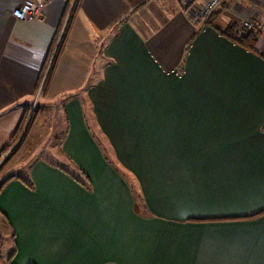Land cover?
Listing matches in <instances>:
<instances>
[{
    "label": "crops",
    "instance_id": "1",
    "mask_svg": "<svg viewBox=\"0 0 264 264\" xmlns=\"http://www.w3.org/2000/svg\"><path fill=\"white\" fill-rule=\"evenodd\" d=\"M23 1L0 0V151L74 0L20 21ZM191 1L80 0L37 99L67 163L0 179L7 264H264V52L223 35L262 11L224 0L194 27Z\"/></svg>",
    "mask_w": 264,
    "mask_h": 264
},
{
    "label": "rangeland",
    "instance_id": "2",
    "mask_svg": "<svg viewBox=\"0 0 264 264\" xmlns=\"http://www.w3.org/2000/svg\"><path fill=\"white\" fill-rule=\"evenodd\" d=\"M253 1L257 4L259 13L260 11H262V13L259 14V17L261 15L263 17L264 5L258 2L257 0H253ZM206 2L207 1H205V3ZM191 3L189 4L186 3L184 4V6H191L196 9H199V8H202V6L205 4L203 3L200 7H195L193 0L191 1ZM185 9L187 10V7ZM253 20L254 19H252L251 22H255V23H249V25L245 22H237L238 23L237 26H239L240 30H242L241 28L243 26L247 27L246 25H248L250 29H253L254 33L257 34L256 36L257 42L260 47H263L262 51L264 52V22H263V19L261 18L260 20H255V21ZM43 96H44L43 92L39 94L37 93L35 103L33 104L31 109L27 113V117L25 119V122L21 129L20 134L14 137V141L8 146V148H6L4 151H0V165H2L11 155V153L17 148L18 146L17 144H19L20 140L22 139L23 133L25 132L26 126L28 124V120L31 114H33V120L30 123L29 129L27 131V134L25 135V138L23 137V142L21 143L20 146H18L19 148L17 149L15 155L6 163L5 167L3 168L0 174V179L4 177L5 174L9 173L11 169H15L16 164L19 162V160H26V158H29L31 156H38V157L42 156L50 160L54 159L53 161H56V162L61 161L62 164L66 162V159L64 158V156L61 154L59 150L58 144L60 142V138L53 139V137H51L52 135L55 134V131H56V128L54 127L55 120L51 119L52 112L48 110L44 113L43 111L42 112L39 111L40 103L39 102L37 103V99L41 100ZM96 140L100 141V143H102L107 148V145L104 143V141H102V139L96 138ZM41 146L42 148H40ZM10 148H12V150L8 152ZM34 149L36 150L35 153L33 151ZM10 247H11L10 242L7 239H5V242L3 243V245L0 246V264H7V256L10 251Z\"/></svg>",
    "mask_w": 264,
    "mask_h": 264
},
{
    "label": "trees",
    "instance_id": "3",
    "mask_svg": "<svg viewBox=\"0 0 264 264\" xmlns=\"http://www.w3.org/2000/svg\"><path fill=\"white\" fill-rule=\"evenodd\" d=\"M79 3H80V0H74L72 5H71V7H70V9H68L69 10L68 16H67L66 22L64 24L61 37H60V39L58 41V44L56 46V50L54 52V55L52 57L50 65L48 67L45 79H44L43 84L41 86V93L44 92L45 88L47 87V83H48V80H49V77H50L51 70L53 68V65H54L57 57H58V54H59L60 49H61V47L63 45V42H64V38H65V35H66V32H67L68 26H69L71 20L73 19L74 15H75V12L78 9ZM207 22L208 21H206L204 24H207ZM248 25H246L247 27L243 26L241 28L242 30H240L239 26H237L236 24H231L230 26H228L226 31L223 32V35L227 39H230L232 42H234L238 46L248 50L249 52L257 53V49H256L257 43H258L257 42V38H256L257 34H255L253 29H250V27ZM26 117H27V115L20 122L15 134L10 138L9 142L7 143V145L1 151H4L6 148H8V146L14 141V137L18 136L20 134L21 129H22L23 125H24ZM32 120H33V114H31V116H30V118L28 120V124L26 126L25 132L23 133L22 139L20 140L19 144H17L18 146H20L21 143L23 142V137L25 138V135L27 134V131L29 129V126H30V123L32 122ZM18 146L11 153V155L8 157V159L2 165H0L1 166L0 167V174H1L2 170H3V168L5 167L6 163L15 155L17 149L19 148ZM6 180L7 179L0 180V189L3 186V184L6 182Z\"/></svg>",
    "mask_w": 264,
    "mask_h": 264
},
{
    "label": "built area",
    "instance_id": "4",
    "mask_svg": "<svg viewBox=\"0 0 264 264\" xmlns=\"http://www.w3.org/2000/svg\"><path fill=\"white\" fill-rule=\"evenodd\" d=\"M44 1L45 0H25L12 11V16L20 21L36 17L43 9ZM223 2L224 0H208L202 6V8L196 9L194 7H190L189 9H187L193 26L199 27L204 24L211 17V15L222 6ZM71 5L72 4H70V7ZM262 19L264 22V15ZM63 27L60 33V37L63 31ZM11 150L12 148H10L8 152Z\"/></svg>",
    "mask_w": 264,
    "mask_h": 264
},
{
    "label": "flooded vegetation",
    "instance_id": "5",
    "mask_svg": "<svg viewBox=\"0 0 264 264\" xmlns=\"http://www.w3.org/2000/svg\"><path fill=\"white\" fill-rule=\"evenodd\" d=\"M257 1L264 5V1L263 0H257Z\"/></svg>",
    "mask_w": 264,
    "mask_h": 264
},
{
    "label": "water",
    "instance_id": "6",
    "mask_svg": "<svg viewBox=\"0 0 264 264\" xmlns=\"http://www.w3.org/2000/svg\"><path fill=\"white\" fill-rule=\"evenodd\" d=\"M264 1V0H263Z\"/></svg>",
    "mask_w": 264,
    "mask_h": 264
}]
</instances>
